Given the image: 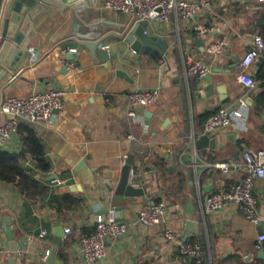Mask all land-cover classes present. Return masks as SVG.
<instances>
[{
	"label": "crops",
	"instance_id": "crops-1",
	"mask_svg": "<svg viewBox=\"0 0 264 264\" xmlns=\"http://www.w3.org/2000/svg\"><path fill=\"white\" fill-rule=\"evenodd\" d=\"M103 2L78 8L86 22L97 24L95 29L120 32L121 25L139 21L133 13L105 8ZM196 24L209 32L197 35ZM34 27L35 36L17 69L0 81V102L7 95L24 97L57 88L63 91V106L52 120L19 123L33 129L47 169L26 150V133L20 127L0 146L24 152L20 164L42 188L30 196L0 179V264L9 258L15 264H194L179 253L177 243L162 235L165 229L176 231L182 240L200 242L206 250L205 264H264L256 256V244L264 248V240H258L264 233V179L254 182L260 225L249 221L237 204L209 214L203 211L207 194L227 189L244 176L242 152L264 150V52L247 70L255 87L248 89L238 80L237 66L253 35L262 33L264 0H211V6L201 8L194 18L172 14L165 21L147 20L146 32L168 44L164 56L158 46L151 45L156 48L152 56L112 38L108 45L116 47V54L107 63L96 62L87 50L76 49L74 58L66 57L59 43L75 30H89L69 13H41ZM221 38L228 45L220 54L209 53L207 47ZM188 55L209 67L210 80L185 75ZM68 62L78 68L70 70ZM209 84L212 88L207 89ZM153 87L160 88V96L138 108L142 121L128 119L129 93ZM242 95H247L248 104L245 124L234 121L210 133L212 147L199 143L206 118L219 107L235 108ZM129 133L133 139L127 138ZM122 154L134 160L129 182L144 186V195L115 193ZM219 162L232 164L230 170L223 173L215 165ZM154 201L166 203L163 219L152 226L137 222L139 209ZM97 215L125 221L129 230L106 240L104 259L88 260L78 242L93 230ZM7 220L13 239L5 230ZM68 226L71 232L56 243V227Z\"/></svg>",
	"mask_w": 264,
	"mask_h": 264
},
{
	"label": "built area",
	"instance_id": "built-area-1",
	"mask_svg": "<svg viewBox=\"0 0 264 264\" xmlns=\"http://www.w3.org/2000/svg\"><path fill=\"white\" fill-rule=\"evenodd\" d=\"M103 5L107 9L133 13L137 20H168L170 15H177L183 19L194 18L201 8L211 6V0H104ZM209 28L196 24L194 31L197 35L209 32ZM226 38L212 42L207 51L212 54H220L228 45ZM76 50V49H72ZM264 52V35L255 33L250 48L239 58L238 80L246 88L255 87L256 80L247 71L252 63ZM36 56L34 51L31 52ZM70 70L78 67L73 62H68ZM185 75L203 78L209 72V67L201 60L191 55L185 58ZM160 88L134 89L129 93V107L126 110V117L130 120L142 121V115L138 108H144L158 100ZM63 91L57 88H49L43 91H36L24 97L7 95L0 102V146L8 141L10 135L18 130L21 119L26 120H52L56 116V110L63 106ZM248 104L247 95L239 97L237 106L230 108L222 106L212 112L204 122V133H212L218 128H225L237 121L239 126L245 124ZM10 115V118H5ZM127 138L133 139L134 134L129 133ZM245 174L237 183H233L227 189H220L206 195L203 202V211L209 214L227 204H237L245 217L254 224L260 225L263 218L258 211V200L254 193V182L257 179H264V150L246 148L242 152ZM127 161V154L120 156V162L124 165ZM223 173L230 170L232 164L219 162L215 164ZM166 203L154 201L145 204L137 213V222L152 226L158 224L166 213ZM64 234L68 235L71 228L65 227ZM129 224L121 220L105 219L97 215L93 230L83 234L79 238V246L88 260L104 259L107 255L106 240L118 238L126 234ZM45 231H42V235ZM162 235L171 242L177 243L178 251L182 256L193 260L194 264H201L206 258L204 246L195 240H182L178 233L172 229H165ZM259 242L264 240V233L258 235ZM260 247V243L256 244ZM2 248L0 246V254Z\"/></svg>",
	"mask_w": 264,
	"mask_h": 264
},
{
	"label": "water",
	"instance_id": "water-1",
	"mask_svg": "<svg viewBox=\"0 0 264 264\" xmlns=\"http://www.w3.org/2000/svg\"><path fill=\"white\" fill-rule=\"evenodd\" d=\"M95 0H0V81L4 80L7 75L12 74L17 69L19 63L26 54L31 39L35 36L34 19L41 13L49 14L55 9L69 13L71 18L77 19L82 26L88 28L87 32L75 30V34L59 43L62 50H66L68 59L74 58V49L81 51L87 50L91 58L96 62L107 63L111 57L116 54V47L108 45V39L116 38L127 44L133 51H145L152 56L156 51L151 45L158 46L160 52L164 53L168 49L166 40L157 35H150L146 32L147 20H140L127 26L121 25V31L104 30L105 28L95 29V23L86 22L79 15V7L83 4L93 5ZM104 31V32H102ZM108 45V46H107ZM262 56L259 57V59ZM117 74L124 75L123 71L118 70ZM205 79L210 80L207 74ZM212 88V84L207 89ZM149 116V114H147ZM214 145V140L209 139V134L205 133L199 138V143L203 146ZM134 160L129 157L122 166L121 177L115 190L116 194L125 196L144 195L146 188L144 186H135L129 182L130 172ZM63 227H56V243H60L61 236L64 234ZM7 236L14 238L12 227L9 220L5 224ZM55 248L51 249L52 252ZM50 256V257H51ZM258 258L264 259V248H258L256 252ZM6 264H15L14 258H9Z\"/></svg>",
	"mask_w": 264,
	"mask_h": 264
},
{
	"label": "trees",
	"instance_id": "trees-1",
	"mask_svg": "<svg viewBox=\"0 0 264 264\" xmlns=\"http://www.w3.org/2000/svg\"><path fill=\"white\" fill-rule=\"evenodd\" d=\"M261 34L264 35V28ZM19 127L26 133L23 136L26 150L36 156L40 167L47 169L48 165L43 157V146L35 137L33 129L26 124H20ZM23 154L24 152H10L0 147V179L12 183L22 192L34 196L37 192H40L42 188H40L39 183L31 176V174L21 166L20 158ZM201 264H205V261Z\"/></svg>",
	"mask_w": 264,
	"mask_h": 264
}]
</instances>
